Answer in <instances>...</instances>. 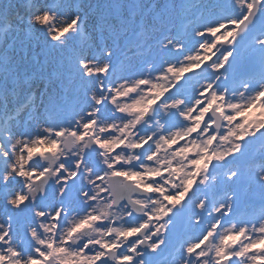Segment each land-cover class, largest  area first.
<instances>
[{"label":"snow or ice","instance_id":"obj_1","mask_svg":"<svg viewBox=\"0 0 264 264\" xmlns=\"http://www.w3.org/2000/svg\"><path fill=\"white\" fill-rule=\"evenodd\" d=\"M257 200L264 0H0V264H264Z\"/></svg>","mask_w":264,"mask_h":264},{"label":"rangeland","instance_id":"obj_2","mask_svg":"<svg viewBox=\"0 0 264 264\" xmlns=\"http://www.w3.org/2000/svg\"><path fill=\"white\" fill-rule=\"evenodd\" d=\"M246 71H258V68H257V69H253L252 67H250V68H249L248 70H246ZM253 203H256L257 206H261L258 200L255 201V202L247 203V204L245 205V207H249V209H248V212H247L246 214H243V215H249V216H251V215H258V214H260V212H261L262 210H264V209H262V207H261V209H256L255 212H252V209H253V208H251L250 206H251V204H253Z\"/></svg>","mask_w":264,"mask_h":264},{"label":"bare ground","instance_id":"obj_3","mask_svg":"<svg viewBox=\"0 0 264 264\" xmlns=\"http://www.w3.org/2000/svg\"><path fill=\"white\" fill-rule=\"evenodd\" d=\"M250 207L253 208V209H252V212H255L256 209H261V206H257L256 203L251 204ZM248 209H249V207H245V205H242V206L239 208L238 213H239L240 215L246 214V213L248 212Z\"/></svg>","mask_w":264,"mask_h":264},{"label":"water","instance_id":"obj_4","mask_svg":"<svg viewBox=\"0 0 264 264\" xmlns=\"http://www.w3.org/2000/svg\"><path fill=\"white\" fill-rule=\"evenodd\" d=\"M249 66H245V69L248 68Z\"/></svg>","mask_w":264,"mask_h":264}]
</instances>
